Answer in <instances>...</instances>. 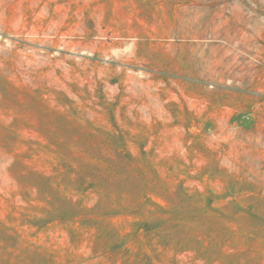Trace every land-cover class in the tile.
Here are the masks:
<instances>
[{
  "label": "rangeland",
  "instance_id": "374dc122",
  "mask_svg": "<svg viewBox=\"0 0 264 264\" xmlns=\"http://www.w3.org/2000/svg\"><path fill=\"white\" fill-rule=\"evenodd\" d=\"M0 264H264V0H0Z\"/></svg>",
  "mask_w": 264,
  "mask_h": 264
},
{
  "label": "trees",
  "instance_id": "16d2710c",
  "mask_svg": "<svg viewBox=\"0 0 264 264\" xmlns=\"http://www.w3.org/2000/svg\"><path fill=\"white\" fill-rule=\"evenodd\" d=\"M8 228L4 227L2 223H0V243L5 239V238H11L12 234L8 233Z\"/></svg>",
  "mask_w": 264,
  "mask_h": 264
}]
</instances>
